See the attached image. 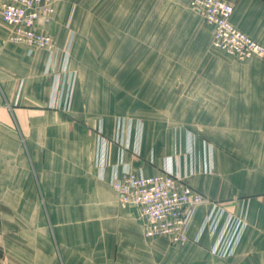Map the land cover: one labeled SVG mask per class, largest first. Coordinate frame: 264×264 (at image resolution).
Instances as JSON below:
<instances>
[{"label":"crops","instance_id":"0c3cea01","mask_svg":"<svg viewBox=\"0 0 264 264\" xmlns=\"http://www.w3.org/2000/svg\"><path fill=\"white\" fill-rule=\"evenodd\" d=\"M230 1L234 26L264 46V0ZM90 6L56 0L43 27L53 55L10 42L0 16V264H264V58L238 61L213 48L212 29L188 0ZM84 11L101 36L93 51L90 39L72 35L70 15ZM87 59L92 72L79 65ZM65 67L76 73L68 112L50 107L54 74ZM89 76L96 83L83 90ZM189 133L197 171L189 185L248 224L234 256L213 255L206 232L183 245L147 238L138 210L122 207L112 188L120 164L156 176L170 158L184 176ZM205 143L214 147L213 173L201 169ZM209 209L197 210L191 239Z\"/></svg>","mask_w":264,"mask_h":264},{"label":"built area","instance_id":"2783aa9c","mask_svg":"<svg viewBox=\"0 0 264 264\" xmlns=\"http://www.w3.org/2000/svg\"><path fill=\"white\" fill-rule=\"evenodd\" d=\"M192 11L203 16L212 29V47L238 61L254 57L264 58V46L237 29L233 22L234 5L230 0H188ZM56 14V0H0V16L9 28V41L26 46L29 53L44 50L54 54L56 42L53 35L43 29ZM69 56V53H67ZM76 73L67 67L54 74V87L50 107L68 112L71 109ZM142 128V123L138 124ZM123 121L118 143L124 150L132 148L127 141ZM185 162L189 166L183 176L166 160L160 175L148 176L143 171H133L127 165L116 166L111 181L112 188L122 207H133L147 238H163L172 245H183L192 240L199 243L204 233L213 239L211 253L219 258L234 256L247 228L246 220L229 213L222 203L212 201L188 183L196 171V138L189 133ZM201 169L214 172V147L206 144ZM138 153V149L134 148ZM108 142H101L98 167L104 171L109 165ZM209 205L200 230L192 239L189 231L197 210Z\"/></svg>","mask_w":264,"mask_h":264},{"label":"rangeland","instance_id":"374dc122","mask_svg":"<svg viewBox=\"0 0 264 264\" xmlns=\"http://www.w3.org/2000/svg\"><path fill=\"white\" fill-rule=\"evenodd\" d=\"M85 1H86L87 6H88L87 9L88 10L92 9L93 6H90V5H91V3H93V0H85ZM70 22H72L77 27V30L72 31V35L74 37H76L78 40H80V39H90L91 40V42H90L91 45H89V48H87V47H81L80 48V56L82 57V55L85 53V51L87 49H91L93 51L95 38H101L100 34H98V32L96 30L95 14L92 12H85L84 11L82 13L70 15ZM79 65L86 67L87 70H91V69L94 70V60H90V59L89 60L88 59L83 60L82 62H79ZM92 70L90 72H92ZM87 73L89 75V71H87ZM102 80L106 83V85L109 86L111 84L112 79L111 78H104ZM80 83H81L80 86L83 87V90H85L86 88L90 89L91 87H93L95 85L96 79L94 77H91V76L84 77V78H81ZM78 86H79V83H78ZM80 86H79V89L81 88Z\"/></svg>","mask_w":264,"mask_h":264}]
</instances>
